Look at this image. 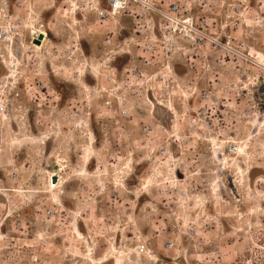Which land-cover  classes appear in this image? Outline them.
<instances>
[{
	"label": "rangeland",
	"instance_id": "rangeland-1",
	"mask_svg": "<svg viewBox=\"0 0 264 264\" xmlns=\"http://www.w3.org/2000/svg\"><path fill=\"white\" fill-rule=\"evenodd\" d=\"M180 1L208 30L232 33L235 49H204L192 82L145 76L134 93L121 82L138 60L122 43L128 19L73 20L64 0L29 1L62 44L55 56L22 55L12 87L19 125L0 130V264H264V0L242 12L232 0ZM152 87L163 105L151 106ZM231 141L248 157L226 153ZM54 170L63 182L50 191Z\"/></svg>",
	"mask_w": 264,
	"mask_h": 264
},
{
	"label": "built area",
	"instance_id": "built-area-1",
	"mask_svg": "<svg viewBox=\"0 0 264 264\" xmlns=\"http://www.w3.org/2000/svg\"><path fill=\"white\" fill-rule=\"evenodd\" d=\"M29 1L0 0V66L1 63L7 66L8 62L4 61V57L11 49L12 40L17 37L16 35L25 34V40L31 42L39 37L41 29L49 27L48 22H44L41 16L31 9ZM64 1L63 13L72 18L88 16L100 22L111 19L119 23L118 20L121 18L130 21L131 33L134 34V37L132 39L126 38L122 43L126 46L132 43V46L136 48L138 60L129 61L122 68L121 73L124 79L121 82L125 89L132 88V93L140 89L139 81L145 76L169 83L179 80L192 82L196 77L190 75L189 72H191V68L196 66L195 60L204 56V49H208L210 54H216L221 49L231 51L235 49L232 45V33L228 32L220 36L216 27L213 31L208 30L205 27L206 19L192 11V8H186L180 0L172 1L167 5L161 4L162 0ZM233 1L237 2L236 9L240 12L246 9V0ZM22 10L26 11V15L20 14ZM126 29L127 27L120 26V30ZM53 37H57L56 32ZM23 38L21 37L20 40ZM43 38L44 35H42ZM126 41L129 43L126 44ZM61 44L49 41L43 49L48 48L46 49L48 54L55 56L60 53ZM24 47L25 53L33 48L29 43L25 44ZM73 49V46L64 48L66 54L64 53L63 56L71 57L69 55L73 53ZM262 54L264 55V53ZM250 57L249 51L242 55L243 66H245L243 73L249 79L250 65L247 62ZM176 63L184 67L186 73L178 75L175 71ZM260 63L264 64V61H260ZM216 64L220 65L221 61L218 59ZM261 67L263 75H260L259 79L264 83V67ZM8 76L0 78L4 79L3 83L0 84V128L9 123L16 101L15 95H17L12 92L14 80L10 81ZM110 79L112 78L110 77ZM148 94L152 96L153 91L151 90ZM198 98L203 103L196 108L195 112L205 118L212 109V96L203 91L198 94ZM252 112V107H246V115H250ZM127 113L122 110V114L126 115ZM237 148L236 142L231 141L226 145L225 152L234 153ZM140 248L142 249V246Z\"/></svg>",
	"mask_w": 264,
	"mask_h": 264
},
{
	"label": "bare ground",
	"instance_id": "bare-ground-1",
	"mask_svg": "<svg viewBox=\"0 0 264 264\" xmlns=\"http://www.w3.org/2000/svg\"><path fill=\"white\" fill-rule=\"evenodd\" d=\"M75 18H77V17H75ZM75 18L73 20H75ZM77 22H78V20H77ZM69 29L71 30V28H69ZM39 32H40L39 34L44 35V38L42 39V41H41V39H40L39 43H35L34 41H31V42L28 41V43L30 44V46L33 47V50L35 48L36 51H42V49L45 47V45L47 44V42H49L51 40L50 34L52 36L55 35V32L53 31V29L50 26L48 28H46V29H41ZM16 36L17 37H14L13 40H12L11 49L9 50L8 54L4 57V61L5 62H8L7 63V66L4 65L3 63H1V65H2V67H4V71L6 73L5 74H0V78L2 76H3V78H5L7 75H9L8 76V79L10 81L14 80L13 83H17V81H16L17 74L21 71V67L23 66V59H22L23 56L22 55H25L26 54L24 52L25 51V47L20 44V40H19L21 37L23 38L24 34H22V35L19 34V35H16ZM132 37H134V34L130 32V38L129 39H132ZM77 38H78V40L80 39L79 37H77ZM128 45L130 47V46H132V43H130ZM2 49H5V48L2 47ZM79 50H81V48ZM126 52L129 53V51H126ZM33 55H36L37 56L36 53L33 54ZM257 57H258L259 61H264V55L261 52H258L257 53ZM258 63L261 66L264 67V64L263 63H260V62H258ZM76 73H79V70H77ZM79 75L81 76L82 74L79 73ZM149 90L150 91L151 90L153 91V95L152 96H151V94H148V100H149L151 106L155 107L156 105H163L162 99H161L162 96H156V93H155V90L156 89L154 87H152ZM15 109H16V107L14 108V110ZM13 117L14 116L11 115L10 116V119H9V123L8 124H4V126L5 127L8 126L12 132H15L14 126H15V124L17 125L18 123H17L16 120L13 119ZM20 117L22 118V116H20ZM259 121H260V123H262L263 122V119L259 118ZM262 125H263V123H262ZM4 126H2V127H4ZM1 128H0V130H1ZM16 128H17V126H16ZM238 147H239V148H237V150L239 151L238 153L240 155L243 154V155H246L248 157V153H249L247 151L248 146H246V144H244V145H241V146H238ZM55 168H56V166H55ZM238 168H240L239 165H238ZM53 177L56 178L55 181H53V179H52ZM62 182H63V178H62V176L60 174V170H54V172L50 175L49 182H48V183H50L49 184L50 191H54L56 188L60 187L62 185ZM114 250H116V249L114 248ZM155 258H156L155 260H157V257H155ZM113 264H120V258H119L118 255H116V258L114 259Z\"/></svg>",
	"mask_w": 264,
	"mask_h": 264
},
{
	"label": "water",
	"instance_id": "water-1",
	"mask_svg": "<svg viewBox=\"0 0 264 264\" xmlns=\"http://www.w3.org/2000/svg\"><path fill=\"white\" fill-rule=\"evenodd\" d=\"M40 39H42V35H41V34L39 35V37H38L37 39L34 40V42H35V43H39ZM52 179H53V181L56 180L55 177H53Z\"/></svg>",
	"mask_w": 264,
	"mask_h": 264
}]
</instances>
